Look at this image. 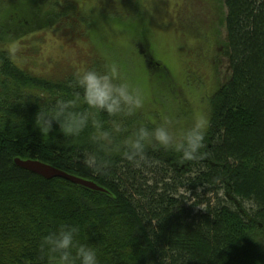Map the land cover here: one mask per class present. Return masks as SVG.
Returning <instances> with one entry per match:
<instances>
[{
  "label": "trees",
  "instance_id": "1",
  "mask_svg": "<svg viewBox=\"0 0 264 264\" xmlns=\"http://www.w3.org/2000/svg\"><path fill=\"white\" fill-rule=\"evenodd\" d=\"M7 1L0 0V264H43L40 238L61 222L86 228L82 234L98 247L101 264H264V0H222L230 75L209 95L207 156L181 163L149 149L140 167L115 158L108 175L85 169L78 148L57 142L63 137L55 125L48 142L33 127L38 97L65 94L72 72L39 76L7 55L5 31L32 28ZM218 27L212 33L221 42ZM15 157L103 190L45 179L14 164ZM180 188L191 194L201 188L209 197L190 202Z\"/></svg>",
  "mask_w": 264,
  "mask_h": 264
},
{
  "label": "rangeland",
  "instance_id": "2",
  "mask_svg": "<svg viewBox=\"0 0 264 264\" xmlns=\"http://www.w3.org/2000/svg\"><path fill=\"white\" fill-rule=\"evenodd\" d=\"M7 5L15 17L32 26L20 33L8 29L2 35L6 49L15 45L12 58L18 66L59 79L82 64L117 59L146 97L137 121H158L171 112L174 130L180 131L194 112L208 116L209 95L230 75L222 0H119L118 6L114 0H8ZM30 7L37 16L29 13ZM218 18L223 39L217 42L212 37L208 44L217 46L208 53L210 46H201L206 31L202 26ZM145 54L156 65H150ZM203 55L214 60L212 71ZM179 191L190 202L209 197L201 188L194 194ZM243 206L247 209L248 202Z\"/></svg>",
  "mask_w": 264,
  "mask_h": 264
},
{
  "label": "clouds",
  "instance_id": "3",
  "mask_svg": "<svg viewBox=\"0 0 264 264\" xmlns=\"http://www.w3.org/2000/svg\"><path fill=\"white\" fill-rule=\"evenodd\" d=\"M6 52L13 57L15 45H9ZM66 88L63 95L38 97L33 127L48 142L55 125L63 137L57 142L78 148V162L93 174L108 175L117 157L140 167L147 161L149 149L169 154L181 163L207 156L204 141L209 119L203 112H194L190 124H184L180 131L174 130L171 112H165L158 121L129 125L132 118L143 114L146 97L117 59L104 57L98 63L77 66ZM85 229L78 223H58L54 231L40 238L39 261L101 264L98 247L82 234Z\"/></svg>",
  "mask_w": 264,
  "mask_h": 264
},
{
  "label": "water",
  "instance_id": "4",
  "mask_svg": "<svg viewBox=\"0 0 264 264\" xmlns=\"http://www.w3.org/2000/svg\"><path fill=\"white\" fill-rule=\"evenodd\" d=\"M13 162L20 168L25 169L31 173L37 174L45 179L61 177L73 183L88 187L90 189L103 190L102 187L98 186L93 181L70 174L62 169H59L53 165H50L48 163H45L39 160L21 159V158L15 157L13 159Z\"/></svg>",
  "mask_w": 264,
  "mask_h": 264
},
{
  "label": "flooded vegetation",
  "instance_id": "5",
  "mask_svg": "<svg viewBox=\"0 0 264 264\" xmlns=\"http://www.w3.org/2000/svg\"><path fill=\"white\" fill-rule=\"evenodd\" d=\"M118 2H119V0H114V4L115 5H117L118 6ZM113 4H111L110 2H109V6L108 7H110V6H112ZM203 28L204 27H206V26H202ZM215 27H218V22H217V20H215V21H213V23H211V24H209V26L207 27V30L205 31V32H203L201 29V31L203 32V40H202V42H201V46L202 45H204V46H210L209 48H208V50L207 49H203V50H207V52L208 53H211L213 50H214V47H216L217 45V43L215 42V44H208V43H210L211 42V40H212V37L214 38V41H215V39L217 40V42H218V38L216 37V35L215 34H213V33H211L212 31H213V29H215ZM213 28V29H212ZM209 55V54H208ZM209 56H211V55H209ZM213 57V56H212ZM203 58H205L204 57V55H203ZM201 63V62H200ZM205 63H206V66L208 67V68H210L211 70L213 69V65H214V60H212V58H205Z\"/></svg>",
  "mask_w": 264,
  "mask_h": 264
}]
</instances>
